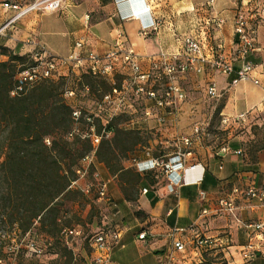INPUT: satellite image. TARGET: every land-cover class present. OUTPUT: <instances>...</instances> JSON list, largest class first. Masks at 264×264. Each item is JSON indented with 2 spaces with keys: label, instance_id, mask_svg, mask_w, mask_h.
<instances>
[{
  "label": "crops",
  "instance_id": "crops-1",
  "mask_svg": "<svg viewBox=\"0 0 264 264\" xmlns=\"http://www.w3.org/2000/svg\"><path fill=\"white\" fill-rule=\"evenodd\" d=\"M237 2L215 0L212 7L208 0H66L62 9L47 12L52 19L45 23L40 21L38 12H30L20 18L10 30L15 33L8 39V44L10 47L19 45L21 50L28 51L32 46L26 41L31 37L53 55L65 57L73 50L77 40H83L84 53L103 54L116 45L117 35L122 33L123 40L139 56L146 70L150 66V57L156 58L161 52L171 53L181 49L182 43L178 36L189 32L200 33L201 26L218 16L224 19V24L208 30L205 36L208 44L206 53L213 55L211 47L222 46L237 70L241 63L235 53V19L237 13L243 11L249 19L250 32L256 42V50L250 59L259 67L252 72V77L259 79L261 84L240 82L243 83L241 87L239 83L232 88L225 111L236 114L248 112L247 119H250L264 112V15L261 14L264 0H240V6ZM144 6L151 8L148 16L162 21L156 31L150 30L146 35L140 34L141 23L145 21L146 15L132 16L134 10ZM16 13L15 10L4 9L0 3V26ZM88 14L90 18L87 21ZM59 49L62 53H53ZM235 74L212 70L204 73L188 72L180 75L178 82L187 98L185 80L188 76H206L208 83L213 79L222 90L229 86ZM238 104L242 107L240 112H237ZM173 117L171 115L166 119L175 124ZM247 141L244 138L230 140L227 145L231 151L227 154L221 153L220 149L209 151L208 154H192L187 159V165L199 166L194 172L183 173L184 180L191 183L178 187L176 192H169V180L165 173L139 172L135 168L141 177L136 185L139 194L132 202L124 197L120 187L122 184L111 183L112 180L106 176L109 182L107 193L109 195L112 191L118 213V222L114 225L121 232L120 243L111 249L114 263L166 264L171 253L174 255L171 264H199L207 260V255L214 257L211 264H233L238 261L252 231L238 225L231 214L214 210L220 200L232 197V190L236 186L244 188L253 185L264 189V148L249 153ZM233 150H241L242 153L236 154ZM156 157L161 156L147 154L140 160ZM100 165L102 173L107 175L108 168L102 163ZM203 170V179L200 181ZM144 188L148 189L146 193L143 192ZM235 201L236 212L244 221H264V204L258 205L255 200H248L241 195H236ZM204 208H208L211 213L202 216ZM134 210L146 213V220L138 219ZM196 222L197 230L202 235L216 239L215 245L206 251L207 254L193 245L189 232L177 233L174 237L170 235L173 228H186ZM142 231L149 233L145 239L139 238ZM176 240L184 243V250L177 251L174 248L173 242ZM260 245L261 251L248 264H264V238ZM90 256L91 253L86 259Z\"/></svg>",
  "mask_w": 264,
  "mask_h": 264
},
{
  "label": "built area",
  "instance_id": "built-area-1",
  "mask_svg": "<svg viewBox=\"0 0 264 264\" xmlns=\"http://www.w3.org/2000/svg\"><path fill=\"white\" fill-rule=\"evenodd\" d=\"M66 0H34L26 7H22L17 2L5 1L3 7L8 10L17 11L11 16L1 27L0 35L5 34V29L11 26L24 15L30 12H56L63 8ZM210 6H214L215 0H208ZM151 12L149 6L140 7L133 11L134 17L146 15L145 21L141 23L140 34L146 35L150 30L156 31L161 25L160 19L148 16ZM261 14L264 15V7L261 9ZM90 18L86 15V20ZM224 24V19L215 16L209 20L204 26H201L200 33H185L178 36L181 40V49L177 52H161L155 58H151L148 69H143L139 56L129 47L123 40V34L117 35L116 45L109 51L99 54L96 52L84 53L83 40L75 42L73 50L68 56L58 57L53 55L44 45L29 37L27 44L32 46L30 53L31 63L24 66L18 73L15 85L11 90V95H21L28 92L33 87L40 84L42 81L50 79L55 73L63 70L88 71L95 76H115L117 74L125 75V85L121 88L113 87L112 90L105 94L102 100L103 104H115L117 110L124 108L127 99L126 96L132 93L137 98H142L146 101H152L153 106L158 110H166L173 115V120L176 121V115L180 110L181 103L186 99V93L178 80L180 75L188 72L204 73L207 70L220 72L222 74H231L235 72V77L232 78L228 86V90L236 87L240 82L251 81L255 85H260V80L252 77V72L259 67V64L250 59L251 54L256 50V42L250 32V22L243 11H239L235 19V34L237 36V45L235 49L241 65L235 70L229 57L224 53L223 47L218 46L212 48L213 55H208L206 50L208 44L206 37L210 28L221 27ZM210 50V48H209ZM161 84V88H156V84ZM207 94L210 98L219 100L223 93L218 88L215 80L211 79L207 86ZM101 105V104H100ZM105 110V108H104ZM145 114L151 115V108H146ZM156 118L161 122H166L164 116L158 114ZM222 123H228L232 119L244 122L247 120L248 112H241L235 116H231L221 112ZM176 123V122H175ZM196 133L199 128H196ZM110 134L111 131H106ZM102 136H95V141L100 142ZM199 138V135L197 136ZM182 143L189 147L193 141L188 136L180 138ZM231 149L227 144L220 148V152L227 154ZM236 154H241V150H233ZM192 156V151L188 148L178 150L175 153L167 156L164 160L162 157L151 158L148 160H137L135 167L139 172L155 171L165 173L168 177L167 188L169 192H176V189L182 185L191 183L184 180L183 173L187 171H196L198 164L187 165L188 157ZM95 158V151L88 154L85 160L89 164ZM84 176L87 173V167L78 170ZM204 170L201 174L200 181L203 179ZM77 181L73 182V185ZM107 182H101L99 186V198L108 199ZM147 188L143 189L146 193ZM204 195V192H201ZM241 195L248 200H255L258 205L264 204V189H258L253 185L242 187H234L232 197L224 198L219 201L214 212H227L231 214L238 225H242L252 231L248 242L243 246L240 253V258L233 264H248L254 260L261 251L260 241L264 238V221H244L236 212L237 204L235 196ZM211 211L204 208L202 216H206ZM189 232L192 236L193 245L206 252L215 245L216 239L202 235L197 230V222L189 227H175L171 230L172 237L177 233ZM34 232L29 230L21 233L19 236L11 237L4 244L3 254L0 255V264H21L20 259L39 258L44 254V248L39 244L38 238L34 236ZM119 230L111 231L99 229L92 231L85 236L82 228L64 227L61 230V236L65 243L70 248L74 249V244L77 239L86 238L90 247L91 256L84 264H115L111 258L112 247L118 245L121 239ZM148 231L139 233L140 239H145L148 236ZM173 246L177 251L185 249L182 241L176 240ZM76 256V253H75ZM76 260V258H75ZM174 260V255L171 253L166 264H171ZM205 264V261L199 263Z\"/></svg>",
  "mask_w": 264,
  "mask_h": 264
},
{
  "label": "rangeland",
  "instance_id": "rangeland-1",
  "mask_svg": "<svg viewBox=\"0 0 264 264\" xmlns=\"http://www.w3.org/2000/svg\"><path fill=\"white\" fill-rule=\"evenodd\" d=\"M5 1L17 2L24 8L34 0H0L2 7ZM239 2L240 0L237 2L238 6H240ZM38 13L42 23L52 19L47 12ZM16 22L5 29L4 35H0V62L8 60L12 53L26 56V63L15 61L12 64L15 73H18L23 66L31 63L32 49L23 51L19 45L10 47L8 44V39L15 33L10 30ZM53 53L59 55L62 50L59 49ZM83 72L72 69L63 70L55 73L49 81H42L41 85L51 83L55 99H63L72 108L73 124L67 138L71 142L79 139V142L71 147L73 153L76 152L75 155H77L91 144L92 150L87 153L90 154L99 149L101 142L105 141L101 147L103 157L111 160L112 168L119 166L125 169L115 172L108 169L107 175H104L100 169V163L105 166L106 164L100 159L94 158L91 164L85 160V157L78 160L74 168L83 170V167H87V173L82 176L77 170V183L71 188L73 193L59 201L61 211L58 214V227L82 228L85 236L96 227L111 229V226L118 222L116 202L112 191L108 199L99 198L100 183L107 182L106 179L109 177L112 180L111 183L122 184L120 187H123L133 198L131 200L133 202L139 194L138 187L134 184L137 174L135 162L147 154L161 156L164 160L169 154L186 148L194 155L208 154L209 151L219 150L230 140L240 138L248 140L247 151L249 153L264 148V112L244 122L232 119L228 123H222L221 112L231 116L236 114V112L225 111L233 90H228V86L224 87L221 90L223 96L219 100L210 98L207 94L208 77L206 76L190 75L187 77L185 86L188 96L182 105V110H179L176 115V123L173 124L169 121L161 122L156 118V114L164 117L171 116L166 110H158L153 106L152 101L137 98L132 93L127 94V103L119 110L115 104L102 103L104 95L109 93L113 87L121 88L125 85V75H82ZM242 85L243 83H240L239 87ZM161 87V84H156V88ZM148 107L151 108L150 116L145 114V109ZM238 107L237 112H240L242 107L239 104ZM109 123L119 130L114 137L112 133H106L108 131L106 126ZM196 128H199L198 133L195 131ZM98 135L102 136L99 143L94 140ZM198 135L199 138H197ZM184 136L192 139L191 146L186 147L182 143L180 138ZM51 140L52 138H47V144H50ZM114 175L116 177L112 178ZM107 186L109 189V182ZM134 214L141 221L147 218V214L140 210H134ZM31 229L37 234L38 242L44 248V254L32 259L22 257L21 264H84L91 251L85 237L77 239L74 244L76 260H72L63 247L56 243L54 236L42 230L39 222H35ZM21 233L22 230L17 224L3 225L0 228V255L3 254L4 244L11 237L19 236ZM206 258L205 264H211L214 261V257L210 255Z\"/></svg>",
  "mask_w": 264,
  "mask_h": 264
},
{
  "label": "trees",
  "instance_id": "trees-1",
  "mask_svg": "<svg viewBox=\"0 0 264 264\" xmlns=\"http://www.w3.org/2000/svg\"><path fill=\"white\" fill-rule=\"evenodd\" d=\"M15 61L26 63V56L12 53L8 60L0 62V228L17 224L25 233L39 222L42 230L54 236L56 243L75 260L74 249L61 236L66 226L58 227L59 201L73 193L71 188L79 170L74 167L88 155L92 145L77 155L73 153L71 147L79 139L71 142L67 138L73 124L72 108L63 99H55L51 83H40L24 94L11 95L18 73L24 68L15 73ZM84 74L92 75L88 71ZM106 129L113 137L119 131L110 123ZM49 137L52 140L47 144ZM104 143L95 151V158L112 172L124 170L119 166L112 168L111 160L103 157ZM140 177L137 173L134 184H138ZM121 189L127 200L133 199ZM97 229L107 228L100 226L92 231ZM109 230L118 228L113 224Z\"/></svg>",
  "mask_w": 264,
  "mask_h": 264
},
{
  "label": "bare ground",
  "instance_id": "bare-ground-1",
  "mask_svg": "<svg viewBox=\"0 0 264 264\" xmlns=\"http://www.w3.org/2000/svg\"><path fill=\"white\" fill-rule=\"evenodd\" d=\"M189 172H190V171H189ZM188 176H189V178L191 177L190 175H188ZM188 176H187V177H188ZM187 180H190V179L187 178Z\"/></svg>",
  "mask_w": 264,
  "mask_h": 264
}]
</instances>
